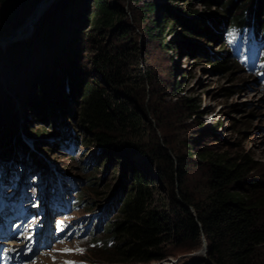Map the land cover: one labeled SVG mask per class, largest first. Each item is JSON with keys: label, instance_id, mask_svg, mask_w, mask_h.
<instances>
[{"label": "trees", "instance_id": "16d2710c", "mask_svg": "<svg viewBox=\"0 0 264 264\" xmlns=\"http://www.w3.org/2000/svg\"><path fill=\"white\" fill-rule=\"evenodd\" d=\"M13 1L16 0H0V3L8 5ZM22 1L36 4L39 0ZM73 1L60 0L51 15L53 20H41L46 25L47 37L39 49L41 52L37 50L34 56L41 65L33 84L41 102H32L29 109L39 122L67 130L63 138L74 154L84 142L76 132L63 127L70 117L78 120L90 142L99 147V157L127 165L120 198L107 206L88 207L99 215L96 231L107 224L104 238L100 240L94 235L91 241L94 245L89 253L97 260L94 262H161L171 257L174 248L190 253L200 250L204 238L206 258L200 256L187 264H264V190L259 181L246 179L255 169L252 161L247 156L201 154L202 163L207 166V179L203 192L195 195L187 185L188 162L171 142L157 136L149 118L156 112L145 105L142 90L146 83L153 84V78L144 68L140 70L138 48L119 45L97 49L90 63L97 76L73 66L72 56L84 45L81 41L86 33L84 18L103 35L104 30L116 28L124 19L122 9L110 0H97L96 10L89 12L82 4L72 5ZM205 1L207 7L221 9L222 13L198 14L189 1L184 3L186 9L170 12L166 24L170 29L182 27L183 37L191 46L199 45V39L204 38L213 45L218 43L222 55H216L215 68L220 73L229 72L235 64L231 61V44L226 35L233 30H246L264 40V0ZM149 6L153 12L154 4ZM17 14L11 9L9 17ZM117 30L122 40L132 38L124 25ZM148 36L155 39V31H148ZM27 52L16 44L8 54L9 73L22 65ZM2 86L3 82L0 84L3 95L0 97V171L4 163L10 170L18 163L24 164L41 185L48 177H55V172L65 177V172L46 166L38 153L25 144L18 130L17 113L21 115V112L14 109ZM189 109L195 111L197 104L193 103ZM24 131L35 149L39 147L35 138L44 133L37 131L33 135L27 125ZM136 156L143 160L131 162ZM110 215H115L111 222ZM103 256L107 259L101 260Z\"/></svg>", "mask_w": 264, "mask_h": 264}, {"label": "rangeland", "instance_id": "374dc122", "mask_svg": "<svg viewBox=\"0 0 264 264\" xmlns=\"http://www.w3.org/2000/svg\"><path fill=\"white\" fill-rule=\"evenodd\" d=\"M59 1L54 0L29 37L0 46V84L3 82L2 91L11 99L14 109L18 108L21 112V115L17 113L20 118L18 130L21 138L31 151L38 153L46 166L67 174L64 182L68 189L62 191L63 198L57 197L56 179L49 177L47 188L42 191L36 178L24 164L18 163L14 170H10L9 165L4 163L2 168L5 171L0 175V208L13 220V215L18 219L30 220L29 230H33V224H42L37 216L42 209H48L47 203H53L57 208L55 216L51 212L49 219L55 245L53 250L48 252L51 253L50 257L41 256L42 254L38 256V264L41 260L47 264H107L94 262L97 260L89 253V249L94 245L91 243L94 235L102 240L107 224L96 233L87 232V228L95 223L99 216L88 207L107 206L120 198L127 165L99 157V147L90 142L78 120L70 117L67 120L68 125L63 123V127H69L84 142L83 147L72 154L63 138L67 130L62 131L39 122L29 109L32 102H41L36 96L33 84L41 65L39 58L34 56L37 50L41 52L39 49L47 37V32L44 31L46 25H42V21L53 20L51 15ZM110 1L122 9L124 19L116 28L104 30L105 34L100 35L93 28L94 24L85 17L83 28L86 33L82 35L81 40L84 45L72 56L73 66L85 74L92 75L94 71L90 65L91 59L100 47H137L141 54L140 70L144 68L153 78V84L146 83L142 91L145 105L155 110L154 116L159 121L153 115H149V118L157 136L171 142L188 162L189 189L195 195L203 192L207 166L202 163L201 154L210 152L232 158L247 156L255 169L248 173L246 179L259 181L264 190V40L253 37L246 30L231 31L226 37L231 44L229 51L235 67L229 72L220 73L215 68L218 57L222 55V47L218 43L213 45L210 40L204 38L199 39V45L193 43L191 46L188 44L190 41L183 37L182 27L176 25L177 27L170 29L166 22L170 12L177 8L186 9L184 3L189 1L192 3V10L201 15L219 16L221 9L207 7L205 0ZM96 2L97 0H74L71 4H82L81 6L86 9L88 7L89 12H92L96 10ZM151 3L154 4L153 12L150 11ZM33 7L31 1L25 4L22 0L13 1L8 5L0 3V32L20 25ZM11 9L16 10L17 16L9 17ZM121 25L129 29L132 38L122 40L118 36L117 29ZM152 30L155 31V39L148 36V31ZM16 44L26 48L28 52L26 60L21 66H17V69H13L15 72L11 74L8 54ZM135 68L133 66L134 70ZM94 76L97 75L94 73ZM174 83L176 85L173 87ZM2 96L1 94L0 97ZM193 103L197 104V109L192 112L189 106ZM197 113L204 115V119L197 118ZM26 125L28 131H33V135L37 131L44 133L40 138H35L39 146L36 149L31 138L25 135ZM142 160L136 156L131 162L140 163ZM13 171L18 173L19 177H14ZM54 195L55 197L51 198ZM5 202L9 205L2 208V203ZM4 212L0 210V215ZM113 218L115 215H110L109 222ZM196 252L174 248L167 260L150 264H187L202 256H193ZM104 259L107 258L103 256L101 260Z\"/></svg>", "mask_w": 264, "mask_h": 264}, {"label": "water", "instance_id": "95a60500", "mask_svg": "<svg viewBox=\"0 0 264 264\" xmlns=\"http://www.w3.org/2000/svg\"><path fill=\"white\" fill-rule=\"evenodd\" d=\"M53 1L54 0H39L36 4H34L32 11L28 14V16L20 25L13 26L11 29H9L6 32H3L0 35V45H3L8 42L18 41L20 39L19 36L21 35H25V34L28 35L34 28L35 24H37V22L40 21L42 16L49 9ZM192 255L193 256L202 255L203 257L206 258L207 243L204 238H202L201 249Z\"/></svg>", "mask_w": 264, "mask_h": 264}, {"label": "bare ground", "instance_id": "6f19581e", "mask_svg": "<svg viewBox=\"0 0 264 264\" xmlns=\"http://www.w3.org/2000/svg\"><path fill=\"white\" fill-rule=\"evenodd\" d=\"M53 2H54V1H53ZM53 2H52V3H53ZM37 23H38V22H37ZM35 25H36V24H35ZM34 27H35V26H34ZM29 34H30V33H29ZM29 34H28V35L25 34V35H21V36H19V38H20L19 40L23 39L24 37H29ZM19 40H18V41H19ZM15 42H17V41H15ZM15 42H8V43H5V44L0 45V46H6V45H8V44H12V43H15Z\"/></svg>", "mask_w": 264, "mask_h": 264}, {"label": "snow or ice", "instance_id": "6c2138e0", "mask_svg": "<svg viewBox=\"0 0 264 264\" xmlns=\"http://www.w3.org/2000/svg\"><path fill=\"white\" fill-rule=\"evenodd\" d=\"M65 251H71V250H65ZM68 264H72V262H68Z\"/></svg>", "mask_w": 264, "mask_h": 264}]
</instances>
